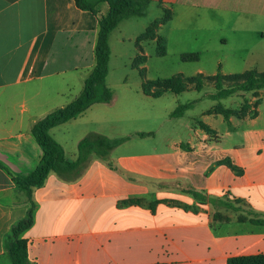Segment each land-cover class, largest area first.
<instances>
[{
    "label": "crops",
    "instance_id": "crops-1",
    "mask_svg": "<svg viewBox=\"0 0 264 264\" xmlns=\"http://www.w3.org/2000/svg\"><path fill=\"white\" fill-rule=\"evenodd\" d=\"M152 8L148 26L116 38L122 47L135 43L132 70L145 76L139 90L123 85L118 94L108 85L109 101L49 131L71 162L91 133L125 140L107 160L91 157L75 177L51 173L33 190L28 264H227L264 255V88L219 100L205 86L157 98L142 90L144 81L164 80L149 76L152 55L156 71L172 59L173 77L185 79L264 73V0H150ZM166 11L169 20L146 36ZM97 12L74 0H0V264L10 229L31 207L13 177L40 162L34 124L81 94L108 4ZM244 103L251 108L228 121L215 111Z\"/></svg>",
    "mask_w": 264,
    "mask_h": 264
},
{
    "label": "trees",
    "instance_id": "trees-1",
    "mask_svg": "<svg viewBox=\"0 0 264 264\" xmlns=\"http://www.w3.org/2000/svg\"><path fill=\"white\" fill-rule=\"evenodd\" d=\"M78 9L88 11L97 16V5L105 2L109 6L108 15L98 20V35L94 49L95 65L84 82L81 94L67 106L57 109L34 124L32 134L39 145L42 156L35 170L25 176H15L13 181L25 192L31 207L26 217L17 222L10 229L5 240V258L10 264L27 263V241L24 234L34 223L35 205L32 202V192L41 187L46 178L51 173H56L63 178L75 177L79 173L83 164L91 157L96 156L107 160L109 152L120 145L125 138L108 139L101 135L91 133L82 139L78 145V159L71 162L64 157L62 148L52 139L49 134L51 128L60 125L68 120L81 115L85 109L96 102H107L111 99L112 93L105 86V79L108 73V37L117 23L122 19L132 15H142L145 13L150 0H74ZM169 12H164L161 19L155 20L146 32V36H154L159 25L169 20ZM157 51L162 55L165 53V42L163 38H158ZM144 76V70L140 71ZM204 80L214 81L215 93L212 99L219 100L227 98L236 92H252L264 88V73L250 70L243 74L232 76L203 77L195 76L185 79L181 75H176L166 80L144 81L142 90L145 94L159 97L163 92L171 90L175 94L184 92L188 84H192L196 91H201L204 87ZM224 81H234L231 86H225ZM157 82H166V87L159 89ZM152 89H157L153 91ZM258 102V101H257ZM187 106L179 107L173 115H179ZM250 105L244 103L240 111L227 109L221 104L215 107V111L222 115L225 121L231 116H238L240 113L250 109ZM255 114V112H254ZM199 126L207 133H213L207 126L199 123ZM256 224H262L263 220H253ZM227 264H264V255L233 257Z\"/></svg>",
    "mask_w": 264,
    "mask_h": 264
},
{
    "label": "rangeland",
    "instance_id": "rangeland-1",
    "mask_svg": "<svg viewBox=\"0 0 264 264\" xmlns=\"http://www.w3.org/2000/svg\"><path fill=\"white\" fill-rule=\"evenodd\" d=\"M147 10L148 7L145 13L142 15H132L119 21L116 27L112 30V32L114 31V39H111L110 41L108 39V48L110 51L108 63H111V67L108 79L105 81V86L107 87L109 85L108 87H112L118 94H120L119 87H122L123 85L130 86L133 92L138 91L142 80H144L143 77L145 76L142 77L139 70H132L133 65L137 63L134 62L133 59H130V53L133 52L135 43H128V41H126L125 46L122 47L117 44L116 38L120 36L130 37L132 33L138 32L144 25L148 26L153 16L157 14L158 11L152 8L150 9L149 13ZM130 18L133 20L130 21ZM155 60V57L152 55V59L149 62L151 66L149 76L154 79L161 78L164 80L172 78L176 71V64H178V62L169 59L168 61H166V65L162 66L159 71H156L157 63ZM233 82L234 81H224L223 83L225 86H231ZM166 85V82H157V86L159 87V89L166 87ZM188 86L193 87L192 84H188ZM204 86L207 88V90H214V81L204 80ZM152 90L156 91L157 89ZM192 94L197 95L196 92H193ZM180 96H182L180 98L181 101H185L186 98L187 100H190V97L187 94H181ZM165 98L166 97H164L162 100H165ZM202 99L205 100L204 97H201L200 101ZM5 260L7 264H10L9 260H7L6 258Z\"/></svg>",
    "mask_w": 264,
    "mask_h": 264
}]
</instances>
